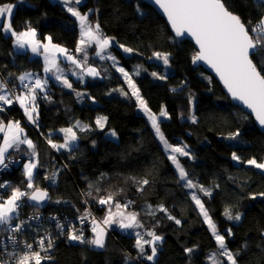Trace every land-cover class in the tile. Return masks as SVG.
I'll list each match as a JSON object with an SVG mask.
<instances>
[{"label": "trees", "instance_id": "1", "mask_svg": "<svg viewBox=\"0 0 264 264\" xmlns=\"http://www.w3.org/2000/svg\"><path fill=\"white\" fill-rule=\"evenodd\" d=\"M224 2L245 23L251 20L255 24L264 14V5H258L257 0ZM4 4H16L11 23L17 32L25 31L26 22H30L38 39L45 41V37L51 36L53 43L76 55L79 23L62 4L51 0H0V5ZM78 8L82 13L94 10L89 20L98 21L103 34L116 39L117 44H112L111 50L124 68L132 71L136 66L142 67L140 74L134 75L135 84L154 113L159 114L162 107L169 112L171 119H161V129L168 141L190 147L194 159L179 157L180 163L193 181L211 190L210 197L201 194V199L219 231L225 234L228 248L240 253L236 257L238 264H264V197L259 195L264 193V171L246 163L252 158L264 162V132L248 113L232 103L214 76L202 66L194 65L192 58L197 52L194 43L177 39L166 19L151 5L142 0H84ZM13 42L10 34L0 32V75L8 78L10 87L19 93L22 89L17 77L30 72L42 78L44 62L42 55L15 50ZM119 45L134 51L125 53ZM95 49L94 44L88 48L89 64L101 75L78 81L68 78L71 89L49 78L50 100L38 96L36 127L29 124L15 102L0 112V120L19 121L27 136L36 143L39 161L34 184L49 190L52 196L45 213L78 218L84 215L89 204L103 220L107 206L97 201L110 192L116 193V201L124 204L130 200L128 210L140 213L139 219L144 225L140 232L154 229L164 241L155 262L130 252L123 241L109 232L103 249L75 241H59L51 259L42 264H162L175 246L184 251L195 249L183 255L188 264H210L208 253L217 250V245L191 199L192 189L179 181L175 166L146 116L138 111L136 100L130 93L125 96L117 91L127 89L120 72L109 60L94 56ZM155 52L168 54L172 69L168 75L165 76L163 63L154 57ZM148 70L166 79L154 78ZM78 92L85 95L77 96ZM193 113L197 117L195 123L189 118ZM99 116L108 117L103 129L95 124ZM76 121L87 124L90 129L76 131L78 145L72 151L54 150L48 138L60 141L59 129L71 127ZM111 129L116 131L117 138L107 136ZM237 130L240 136L228 139ZM2 137L0 132V144ZM28 151L27 145H22L18 151L12 149L9 156L25 160L24 153ZM232 153L241 160H233ZM23 165L8 175L12 186L22 190L26 185ZM143 179L149 183L140 191L139 181ZM88 192L92 195H87ZM9 195L3 196L4 199ZM161 204L181 223L176 224L163 212H156L155 216L146 214L148 205L155 208ZM229 207L233 215L241 214L240 221L225 217V209ZM27 209L34 207L27 204ZM229 228L230 237L226 232ZM52 229L49 222L36 226L37 231ZM92 236L93 233L90 239ZM145 239L150 237L145 235Z\"/></svg>", "mask_w": 264, "mask_h": 264}, {"label": "snow or ice", "instance_id": "2", "mask_svg": "<svg viewBox=\"0 0 264 264\" xmlns=\"http://www.w3.org/2000/svg\"><path fill=\"white\" fill-rule=\"evenodd\" d=\"M154 2L167 15V19L175 31L176 36L183 37L187 34L194 38L195 43L198 45V51L192 58L193 63L203 61L210 65L223 81L232 98L241 101L252 111L259 124L264 126V14L253 24L251 20L245 23L239 15L230 11L226 7L224 0H154ZM81 3L82 0H63L67 11L79 23L80 40L75 52L83 54L80 58L74 54H70L67 49L60 45L54 44L51 36L45 37L46 42L39 40L37 38V31L31 27L30 22H26L27 27L25 31L17 32L11 23L13 9L16 5H0V21H2L0 22V32L10 34L14 37V43L18 49L30 48L32 53L42 55L44 58V73L51 74L56 81L69 89L72 88V83L64 74L65 70L60 66L57 54H62L74 66L69 71L74 75H78V78H82L80 74L91 77H99L101 75L100 71L96 68L91 66L85 67L88 64L87 49L93 44L97 48V56L101 59H110L114 63H118L116 57L107 52L112 46L114 38L107 37L103 34L98 21L93 23L89 20V15L94 10L89 9L85 13L79 11V8L76 6L81 5ZM257 3L258 5H264V0H257ZM137 12H140L139 6H137ZM140 14L142 15L143 13ZM119 47L125 53H132L134 51L132 48L125 47L124 45H119ZM153 55L156 59L162 60L165 65L169 64L168 54L155 52ZM253 57H255V61ZM76 69L79 70L80 74L75 71ZM116 70L123 75L128 87L131 89V96L137 100L140 109L150 122L156 137L168 153V158L177 170L179 181L184 182V187L195 189L205 196L210 197L212 195L211 190L194 182L190 178L188 171L180 163L179 157H190L194 159L187 150L188 146L186 144H171L161 129V118L171 119L166 107H162L159 115H157L148 107L147 102L141 96L139 88L132 79V75L138 76L140 71L136 70L134 73H129L123 67H117ZM152 76L162 80L166 79L165 76H160L155 72L152 73ZM17 79L22 89L19 93L15 90V87L9 89L7 80L0 79V102H2L0 103V112L5 111L3 105L10 106L16 102L23 109L27 120L32 124H37L39 118L38 96H41L45 100H50V96H48L49 77L45 76L41 78L34 73L26 72L19 75ZM119 91L125 96L128 95L123 89ZM172 91H176V89H172ZM84 95L85 93H77V96ZM181 116H183L182 113ZM189 118L193 123L197 121L194 113ZM107 121V116H99L96 118L95 124L98 128L103 129ZM74 128L87 131L90 129V126L81 125L80 121H76L71 127L59 129V132L63 133V143H54L50 137L48 138V143L58 151L60 149L72 151L73 145L78 140L77 132L74 131ZM0 132L5 134L3 143L0 144V170L9 167V164L6 163V159L11 162L9 150L15 149L18 151L20 145H27L32 150L31 157H38V153L35 150L36 145L27 137L19 121H9L5 124L3 120H0ZM110 135L116 137L117 133L114 129H111ZM239 136L240 132L237 130L229 134L228 139L235 140ZM232 159L235 161L241 160L236 153H232ZM246 163L257 169L264 170V162H257L255 158L248 159ZM37 166L38 159H29L23 165V175L26 179L24 190L19 187H13L11 182L0 183V189L9 190L11 193L7 199H4L3 195L0 194V226H4L0 228V231H8L11 233L8 240L14 247L18 243L16 233L23 231L25 222L20 220L15 226H13L12 222L13 220L19 219V210L24 206V199L27 198V200L35 202L36 204H41L50 199L49 193L46 190L34 184V170L37 169ZM55 175H58V173L54 174L53 179ZM148 183L149 181L147 179L139 181L141 185L139 190L143 191V185H147ZM91 187L93 186L89 185V188ZM96 190L99 191L98 188ZM87 195L91 196L92 193L88 192ZM115 195L117 194L110 192L107 196L98 199L97 202L100 205L107 206V212L102 221H98L87 211L84 215L78 217L81 224L91 217V232L93 233L91 239H86L83 229L77 228L75 224L71 223L68 225L67 239L77 241L81 244H91L96 248L103 249L105 247L107 229L116 225L122 231L132 230V234L136 238L135 247L138 249L139 257L155 262L159 246L163 244L164 237L157 234L154 229L146 233L135 231L136 229L144 228L143 223L139 219L140 213L127 211L132 201L121 204L114 199ZM259 195L264 197V193H260ZM252 198L255 199V196ZM191 199L202 214L217 245V251L211 253L208 257L210 264H224V260L220 259L221 257L228 264H238L236 257L240 253L238 251L233 253L228 248L225 235L219 232L217 224L209 215L208 209L205 207L200 196L197 195V192L194 191L191 193ZM56 202L60 203L59 200ZM156 212L165 213L167 218L174 220L176 224L181 223V220L172 216L163 204L157 205L155 208L152 205L147 206V215L155 216ZM224 215L228 220H241V214L237 213L233 215L230 207L225 209ZM56 227L59 229L60 234H64V224L58 222ZM226 232L229 237L232 235L230 228ZM145 235L150 237V239H145ZM38 245L40 251L34 250L32 244L25 242L24 248L26 251L23 254L15 251L11 252L8 254L11 259H0V264H42V261L50 260L51 257L47 255L42 256L41 251L47 253L54 247L53 238L50 235L47 237V245H45V238H41L38 241ZM146 246L150 249L151 254H147ZM244 247L247 248V245H244ZM194 250L193 248H186L185 252L191 254Z\"/></svg>", "mask_w": 264, "mask_h": 264}, {"label": "built area", "instance_id": "3", "mask_svg": "<svg viewBox=\"0 0 264 264\" xmlns=\"http://www.w3.org/2000/svg\"><path fill=\"white\" fill-rule=\"evenodd\" d=\"M4 79V78H3ZM9 89H12L8 85ZM22 91V90H21ZM16 103V102H15ZM18 105V103H16ZM19 106V105H18ZM33 127H36L33 125ZM11 162H9L8 159H6V163L9 164V167L7 169L0 170V183L4 182H11L12 179L8 177L15 168L22 166L25 162H27L29 159H37V158H26L25 160L22 157L19 156H10ZM0 194L3 196L7 194H11L9 190L6 189H0ZM27 199L25 198L23 201V207L19 210L20 215L18 220H13V226H15L17 223H19L20 220L25 222V227L22 232L16 233L17 238V245L14 247L8 240V237L11 235L8 231H0V259L3 260H10L11 257H9V253L11 252H18L20 254H23L26 249L24 248V243H30L33 245L34 250L39 249L38 241L41 238H45V245H47V237L50 235L54 240V247L50 249L47 253H44L41 251L42 256H53V253L56 249V245L59 241H65L69 242L70 240L67 239V232L69 230L68 225L75 224L77 228H82L84 232V236L86 239H90L91 237V217H89L83 224L80 223L78 218H71V217H64L59 215H52L51 213H45L44 211H35L31 209H27ZM130 201V200H128ZM87 212H90L92 216H94L98 221H102L100 215L97 213V211L91 207L89 204H87ZM38 217V218H34ZM49 222V224L53 227L52 230H44V231H37L36 226L41 225L42 223ZM62 223L65 225L64 234H60L59 229L56 227L57 223ZM103 226V225H102ZM4 226H0V228H3ZM107 232H109L111 235L115 236L117 240L123 241L124 237L120 235H114L112 234V230L110 228L107 229ZM77 242V241H75ZM45 261V260H44ZM42 261V262H44Z\"/></svg>", "mask_w": 264, "mask_h": 264}, {"label": "rangeland", "instance_id": "4", "mask_svg": "<svg viewBox=\"0 0 264 264\" xmlns=\"http://www.w3.org/2000/svg\"><path fill=\"white\" fill-rule=\"evenodd\" d=\"M51 1H53V2H58V3H60V4H62L63 6H64V4H63V0H51ZM84 2V0H82V3ZM81 3V4H82ZM14 5H16V4H14ZM73 6H76V5H73ZM65 7V6H64ZM76 7H78V6H76ZM66 8V7H65ZM67 9V8H66ZM14 10H15V8L13 9V12H14ZM79 11L81 12V10L79 9ZM82 13V12H81ZM107 37H110V38H114V37H111V36H107ZM14 38V37H13ZM38 38V37H37ZM40 40V39H39ZM42 41V40H41ZM42 42H46V40L45 41H42ZM13 44H14V48L16 49V50H18V51H29L30 52V54L31 55H37V54H34V53H32L31 52V50H30V48H25V49H18L16 46H15V43L13 42ZM54 44H56V43H54ZM114 44H117V41H116V39L114 38V41H113V45ZM59 45V44H58ZM61 47H63V48H65L64 46H62V45H60ZM96 47V46H95ZM89 48V47H88ZM65 49H67V48H65ZM68 50V49H67ZM96 51H97V48L95 49V53L93 54L94 56H97L96 55ZM68 52H70L69 50H68ZM107 52H109L111 55H113L114 56V54H113V52H112V50H111V47L107 50ZM162 54H165V53H162ZM83 54L82 53H76V56L78 57V58H80L81 56H82ZM87 55H88V64L85 66V67H88V66H91L90 64H89V61H90V55H91V53L88 51V49H87ZM57 56H58V60H59V62H60V66L65 70L66 69V66H69V69L70 68H74V66H72L65 58H64V56L62 55V54H57ZM99 57V56H98ZM107 60H109L113 65H114V67L117 69V67H123L120 63H119V61L116 59V61L118 62V63H114V61L113 60H110V59H107ZM153 60H155V59H153ZM156 60H158V59H156ZM161 63H163V61L162 60H159ZM68 64V65H67ZM163 65H164V71H165V76L166 75H168L170 72H171V66H170V62H169V64L168 65H165L164 63H163ZM92 67V66H91ZM124 68V67H123ZM125 70L126 71H128L129 73H134L136 70H139L140 72L142 71V67H139V69H138V66H136L132 71L131 70H127L126 68H125ZM77 72V71H76ZM70 73H72L71 71H66L65 70V72H64V74L65 75H67V74H70ZM78 73V72H77ZM148 73H150V74H152V72L151 71H149L148 70ZM41 74V76H42V78L46 75V76H48V77H50L48 74H46V73H44V71L43 72H41L40 73ZM121 74V73H120ZM37 75V74H36ZM122 75V74H121ZM76 76V78H73L74 80H76V81H78V80H80V78H78V76L77 75H75ZM122 77H123V75H122ZM124 78V77H123ZM154 78H156V77H154ZM132 79L134 80V74L132 75ZM4 80H7L8 81V85L9 86H11L10 84H9V79L8 78H5L4 77ZM125 80V79H124ZM125 82H126V80H125ZM134 82H135V80H134ZM126 87H127V89H123V91L124 92H127V93H130L131 94V89L128 87V84H127V82H126ZM120 89H122V88H120ZM120 89H118L117 91L118 92H121V91H119ZM141 94V93H140ZM141 96H142V94H141ZM41 97V96H40ZM133 97V96H132ZM143 97V96H142ZM42 98V97H41ZM134 99H135V97H133ZM136 100V99H135ZM136 102H137V100H136ZM0 103H2V102H0ZM138 103V102H137ZM191 103H192V111L194 112L195 111V100L194 99H192L191 100ZM7 105H3V107L5 108ZM138 111L140 112V113H142L143 115H145L144 114V112L140 109V107H139V105H138ZM157 115H159V114H157ZM146 116V115H145ZM26 117V116H25ZM147 118V117H146ZM27 119V118H26ZM161 119H165V118H161ZM9 121H16V120H9ZM9 121H7V122H4L5 124H7ZM28 121V120H27ZM38 122H39V119H38V121H37V124H38ZM150 123V122H149ZM29 124L31 125V126H33V125H35V126H37V124H32L31 122H29ZM81 125H87V124H84V123H81ZM79 128H74V131H77ZM25 130V129H24ZM59 135H61V139H60V141H53L54 143H63V133H61V132H57ZM4 133H3V137H4ZM78 136V135H77ZM107 136L108 137H110V138H117V136L116 137H112L111 135H110V132H108V134H107ZM3 137H2V140H1V144L3 143ZM28 137V136H27ZM29 139H30V137H28ZM181 144H185V143H181ZM78 145V140L75 142V144L73 145V149L76 147ZM187 145V144H186ZM188 146V145H187ZM54 150H56L57 152H59V153H62V151H69V150H67V149H60L59 151L57 150V149H55V148H53ZM12 149H10L9 150V152L11 151ZM189 152H191L190 151V147L188 146V149H187ZM31 149H30V151H28V152H21V153H24V154H26V156L25 157H27V158H33V157H31ZM24 154H21V155H23L24 156ZM28 162V161H27ZM27 162H25V163H27ZM236 162H239V161H236ZM258 162V161H257ZM24 163V164H25ZM259 170H261V169H259ZM14 171V170H13ZM13 171L12 172H10V173H13ZM262 171H264V170H262ZM35 170H34V177H35ZM53 181H54V179H53ZM195 182V181H194ZM192 191L194 192H197V195H199L200 196V198H201V194H203V193H201V192H198L197 190H195V189H192ZM8 197H6L5 199H7ZM125 200H127V199H125ZM125 202H127V201H125ZM124 202V203H125ZM34 207V206H33ZM33 210H35V211H44L43 209H39V208H37V207H34V209ZM113 210H115L114 208H113ZM127 211H130V210H128L127 209ZM136 212V211H135ZM210 215V214H209ZM211 216V215H210ZM213 219V218H212ZM213 221L215 222V220L213 219ZM216 223V222H215ZM218 230H219V228H218ZM135 231H140L139 229H136ZM220 232V231H219ZM131 233H132V230H129V234L127 235V234H123V233H121V232H118L117 230H115V229H112V234H114V235H120V236H122V237H124V240H123V242H124V244L127 246V248L129 249V251L130 252H133V253H135V254H137V255H139L138 254V249L135 247V236L132 238L133 239V242L132 241H129L128 239H127V236H131ZM221 234H224V233H222V232H220ZM107 235H108V233H107ZM225 235V234H224ZM107 237L108 236H106V241H107ZM106 241H105V244H106ZM163 245V244H162ZM162 245H160L159 246V249H158V255H157V257L159 256V254H160V251H161V247H162ZM93 246V245H92ZM94 247V246H93ZM96 248V247H95ZM146 250H147V254H151L150 253V249H147V246H146ZM217 250H214V251H211V252H209L208 253V257H209V255L211 254V253H214V252H216ZM186 252L184 251V250H182V249H179L178 247H173V249L171 250V252L168 254V256L165 258V259H163L162 260V264H188L189 262H188V260L187 259H184L183 258V255L185 254ZM208 257H207V260H208ZM221 260H224V264H225V262H227L223 257H221L220 258ZM208 262H209V260H208ZM210 263V262H209Z\"/></svg>", "mask_w": 264, "mask_h": 264}, {"label": "water", "instance_id": "5", "mask_svg": "<svg viewBox=\"0 0 264 264\" xmlns=\"http://www.w3.org/2000/svg\"><path fill=\"white\" fill-rule=\"evenodd\" d=\"M142 1L145 2V3H147V4H149V5H151L156 11H158V12H159V13H160V14L166 19V21H167L168 24H169V27L171 28V31H172L173 35H174L177 39H180V40H185V39H187V40L192 41V42L194 43V45H195L197 51H198V45L195 43L194 38L188 36L187 34H186L185 36H183V37H178V36H176L175 31L172 29L171 24H170V22H169L168 19H167V15L164 13L163 9L159 7V5L155 4L154 0H142ZM224 3H225V2H224ZM225 5H226V4H225ZM226 7H227V6H226ZM235 14H236V13H235ZM194 65H195L196 67H198V66H202L207 72H209L212 76H214V78L219 82V84L221 85V87L223 88V90L225 91V93L228 95V97L230 98V100L232 101V103H233L234 105L240 107L241 109H243L246 113H248V114L254 119V122H255L256 126H257L261 131L264 132V126H261V125L259 124V122L256 120L255 115L252 113V111H251L250 109H248V108H247V107H246L241 101H238V100H235V99L232 98L231 94L228 92V90H227L226 86L224 85L223 81H222V80L220 79V77L217 75V73L215 72V70L211 68L210 65H208L207 63H205V62H203V61H198V62L194 63ZM0 79H3V77H2L1 75H0ZM41 189H43V188H41ZM43 190H46V191L49 193V197H50L49 200H47V201H45V202H43V203H41V204H36L35 202H32V201L27 200V203H28L30 206H34V207H37V208H39V209H43V210H44V209L48 206V204H49V202H50L52 196H51V193H50L49 190H47V189H43Z\"/></svg>", "mask_w": 264, "mask_h": 264}, {"label": "crops", "instance_id": "6", "mask_svg": "<svg viewBox=\"0 0 264 264\" xmlns=\"http://www.w3.org/2000/svg\"><path fill=\"white\" fill-rule=\"evenodd\" d=\"M0 22H2V21H0ZM15 49V48H14ZM16 50V49H15ZM42 58H43V56H42ZM43 62H44V58H43ZM92 67H94L93 65H91ZM67 67V66H66ZM95 68V67H94ZM66 71H68L69 72V68L68 69H65ZM75 71H77L78 72V74H80L79 73V70L78 69H76ZM50 77L49 78H51V80L52 79H54L55 80V78L54 77H52L51 76V74H48ZM81 76H82V78H80V80H85L87 77H91V76H87V75H82V74H80ZM67 76V78H76V76L73 74V73H70V74H67L66 75ZM78 76V75H77ZM19 105V104H18ZM9 105H7L6 107H8ZM11 106V105H10ZM20 107V106H19ZM21 108V107H20ZM22 109V108H21ZM23 110V109H22ZM24 112V111H23ZM29 122V121H28ZM32 140V139H31ZM33 141V140H32ZM34 142V141H33ZM34 144L36 145V143L34 142ZM21 147H22V145H20ZM20 147V148H21ZM106 212H107V210H106ZM106 212L104 213V215H103V218L105 217V215H106ZM111 229H115V230H117L118 232H121V233H123V234H129V230L128 231H122V230H120L116 225H113L112 227H111ZM133 237H128L127 239L129 240V241H132L133 242V239H132Z\"/></svg>", "mask_w": 264, "mask_h": 264}, {"label": "bare ground", "instance_id": "7", "mask_svg": "<svg viewBox=\"0 0 264 264\" xmlns=\"http://www.w3.org/2000/svg\"><path fill=\"white\" fill-rule=\"evenodd\" d=\"M37 159H38V161H39V154H38V157H36ZM38 167V166H37Z\"/></svg>", "mask_w": 264, "mask_h": 264}]
</instances>
